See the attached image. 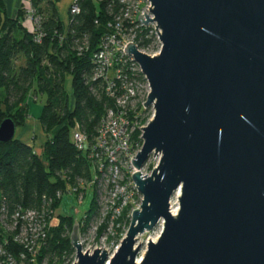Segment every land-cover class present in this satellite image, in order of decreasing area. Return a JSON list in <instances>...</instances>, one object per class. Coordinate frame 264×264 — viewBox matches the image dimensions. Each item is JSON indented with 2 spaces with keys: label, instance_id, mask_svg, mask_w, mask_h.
Segmentation results:
<instances>
[{
  "label": "water",
  "instance_id": "1",
  "mask_svg": "<svg viewBox=\"0 0 264 264\" xmlns=\"http://www.w3.org/2000/svg\"><path fill=\"white\" fill-rule=\"evenodd\" d=\"M150 1L154 19L139 20L157 25L161 51H125L154 110L133 160L142 205L112 255L84 252L75 222V264H138L139 238L161 222L140 264H264V0ZM16 134L4 120L0 143ZM151 158L157 166L143 174Z\"/></svg>",
  "mask_w": 264,
  "mask_h": 264
},
{
  "label": "trees",
  "instance_id": "2",
  "mask_svg": "<svg viewBox=\"0 0 264 264\" xmlns=\"http://www.w3.org/2000/svg\"><path fill=\"white\" fill-rule=\"evenodd\" d=\"M42 1L33 0L42 18L38 33L45 35L38 43L24 24L26 11L21 8L13 17L4 0H0V125L12 119L17 127L24 126L30 118L28 99L44 96L46 104L39 121L49 136L42 155L19 139L0 143V195L6 200L9 218L20 210L43 211L48 207L45 200L56 198L59 192L68 195V190L79 181L92 179V164L87 154L75 146L73 132L79 126L92 141L105 112L114 106L106 88L92 79L94 57L111 31L110 10L117 13L119 5L112 7L108 1L79 0V13L70 17L67 25L57 9L60 0H49L46 7H42ZM85 38L89 39L90 49L80 56L77 49ZM153 46L152 39L143 43L147 50ZM67 82H71V95ZM130 119L137 123L134 139L142 143L140 119L133 115ZM61 202L62 199H55L50 208L51 217ZM98 215L94 192L89 212L80 220L59 216L57 226L49 230L46 245L34 258L28 257L27 264H43L45 259L53 261L65 253L70 257L75 251L71 243L75 222L80 224L84 235ZM107 228V223L100 227L102 231ZM9 251L16 258L23 252L17 246H11Z\"/></svg>",
  "mask_w": 264,
  "mask_h": 264
},
{
  "label": "built area",
  "instance_id": "3",
  "mask_svg": "<svg viewBox=\"0 0 264 264\" xmlns=\"http://www.w3.org/2000/svg\"><path fill=\"white\" fill-rule=\"evenodd\" d=\"M97 1H108L112 7L119 5L117 13L110 10L113 17L109 25L111 31L102 40L100 51L94 57L95 69L92 79L94 83H100L106 88L114 106L105 112L97 136L92 141L79 126L74 130L73 142L80 152L87 154L92 164L93 178L89 182L79 181L76 186L68 190L67 194L77 196L81 204L84 191L91 189L93 193L95 192L96 204L100 212V227L107 223L108 232L121 227L125 229L128 221L131 222L133 212L141 207L143 201L133 181L135 173L133 160L142 149L143 132L141 130L142 143L134 139L137 123H133L130 116L132 112H137L136 109H141L140 112L146 110L145 104L150 94V85L140 66L125 51L128 45L134 44L140 52L146 54L155 49L156 45H159L161 51L162 45L157 25L146 27L139 20L143 16V20L146 21L145 14L150 19H154L150 0ZM78 3L79 0H73L71 17L79 13ZM28 17L31 22L29 32L34 34L35 41L40 43L45 36L38 33L42 18L34 7L29 10ZM147 39L153 40L154 46L151 50L143 48V43ZM89 49V39L85 38L77 52L82 56ZM137 114L136 118H138ZM64 195L65 193L59 192L56 198L45 200L48 207L43 211L20 210L10 218L6 200L0 195V264H27L28 257L34 258L39 253L46 245L49 230L53 227L50 223L53 214L50 208L55 199L61 200ZM125 214H127L126 220L121 224L119 220ZM84 235L81 236V244ZM114 236L115 234L112 233V239ZM11 246L22 249L23 252L19 257L16 258L9 251ZM119 247V244L115 246L113 242L111 249L115 253ZM88 252L93 253L91 250Z\"/></svg>",
  "mask_w": 264,
  "mask_h": 264
},
{
  "label": "rangeland",
  "instance_id": "4",
  "mask_svg": "<svg viewBox=\"0 0 264 264\" xmlns=\"http://www.w3.org/2000/svg\"><path fill=\"white\" fill-rule=\"evenodd\" d=\"M33 7H34L33 2H28V7L26 5H23L21 7L23 10L26 11V18L24 20V24H25V22L26 23L28 22L29 24H31L29 17H28V12ZM45 7H46V4H45ZM58 7L62 13V16L64 17V13H65V10L67 8V2L64 5H63V3L59 4ZM70 9H71V6L69 8V17H71L70 16L71 15ZM37 12H38V10H37ZM69 22H70V20H69ZM25 26H27V25L25 24ZM159 51H160V47H159V45H156L155 49H153L152 51H148L146 54L149 56H153V55L159 54ZM18 64L20 65L21 62H19ZM67 90H68L69 94L71 95L72 94L71 82H67ZM28 104H29L30 118L27 119L24 126L17 127L16 139H19V140L22 139V140L28 142L29 145L34 147L35 151L39 155H42L43 146L46 143V141L49 139V136L46 135L44 133V131L41 132V130H40L41 128H39L36 125L37 124L36 122L39 121V117L42 115L44 106L46 104V98L44 96H39L37 99L30 97L28 99ZM140 110L141 109H136L137 112H132L131 116L132 115L135 116L136 113H138L137 115H138V118L140 119V122H141V123H139L141 125L139 128L142 130L146 126H148L150 121L153 119L154 110L148 109V110H144L141 112H140ZM25 129L27 130V132H25ZM142 147H143V145H142ZM156 166H157V162L155 161L154 158H151L150 161L145 166V168L143 169V174L150 175L151 172L153 171V169L156 168ZM92 178H93V174H92ZM86 185H88V184H86ZM84 193H85V195L83 196V201L81 204H80L77 196L65 195L63 197L62 202L60 203L59 209L54 213V216L50 218V223L52 224L53 227L57 226V224L59 223V221H60L59 216H66V217L67 216H74L76 219L80 220V219H82V217L87 212H89V210L92 206V203H93L94 193L91 189L84 191ZM176 204H179V201L176 198V196H174L172 201H171V210H172V207ZM123 218H124V216L122 217L121 220H119V222H121V224H122ZM130 224H131V222H130ZM130 224L128 225V223H127L125 229L123 227H121V229L116 228V230L114 229V230H112V231L110 230L108 232L106 230L102 231L100 229L101 222H100V212H99V215L93 219L87 233L82 238V240H83L82 245H83L84 252H88L90 250L92 252H95L96 250H105V251L109 252L110 255L114 254V250L111 249L112 243L115 242V246H117V244L121 245L122 240L127 235ZM123 226H125V225H123ZM163 230H164V223L161 222L154 231H152L151 233L145 234L144 236H141L139 238V243L143 245V249L140 252V254L138 255L137 260L141 257V255L143 253L145 256L149 239L154 240L156 242L160 238ZM112 233L115 234L114 239H112V237H111ZM75 259H76V251H74V254L70 255V257H68L65 253V254H63V256L58 255V258H56L53 261H50L49 259H45L43 264H74Z\"/></svg>",
  "mask_w": 264,
  "mask_h": 264
},
{
  "label": "crops",
  "instance_id": "5",
  "mask_svg": "<svg viewBox=\"0 0 264 264\" xmlns=\"http://www.w3.org/2000/svg\"><path fill=\"white\" fill-rule=\"evenodd\" d=\"M49 0H43L42 2H44L43 4H42V7H45V4H46V2H48ZM4 2H5V4L7 5V7H8V10L10 11V13L12 14V16L13 17H16L17 16V14H18V11L21 9V7L23 6V5H26L27 7H28V2H29V0H4ZM67 2V8H66V10H65V13H64V17L62 16V13H61V11H60V9H59V4H61V3H63V5L65 4ZM72 2H73V0H60L59 1V3H57V9H58V12H59V15H60V18H61V20L65 23V24H69V20H70V17H69V8H70V6L72 5ZM25 24L27 25V27L29 28L30 27V24L27 22H25ZM31 121V120H30ZM37 124V126L39 127V128H41L40 130H41V132H43V128H42V126H41V123H40V121H38V122H36ZM28 129V128H27ZM25 132H27V130L25 129ZM22 142H24V143H27V144H29L28 142H26V141H24V140H22V139H20Z\"/></svg>",
  "mask_w": 264,
  "mask_h": 264
},
{
  "label": "bare ground",
  "instance_id": "6",
  "mask_svg": "<svg viewBox=\"0 0 264 264\" xmlns=\"http://www.w3.org/2000/svg\"><path fill=\"white\" fill-rule=\"evenodd\" d=\"M176 198L178 199L179 197H180V192H178L176 195ZM172 214L174 215V216H177V214L179 213V204H176V205H174L173 207H172ZM149 241H154V240H151V239H149ZM143 257H144V253L141 255V257L138 259V264H140L141 262H142V260H143Z\"/></svg>",
  "mask_w": 264,
  "mask_h": 264
}]
</instances>
